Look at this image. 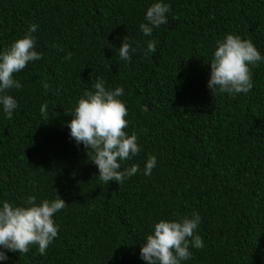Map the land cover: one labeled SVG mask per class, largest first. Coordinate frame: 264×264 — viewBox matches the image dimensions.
<instances>
[{"label": "trees", "instance_id": "16d2710c", "mask_svg": "<svg viewBox=\"0 0 264 264\" xmlns=\"http://www.w3.org/2000/svg\"><path fill=\"white\" fill-rule=\"evenodd\" d=\"M167 23L144 36L153 3ZM36 24L34 50L0 105V207L29 196L66 207L53 216L58 236L40 255L6 252L0 264H146L140 248L155 223L195 212L204 244L181 264H264V62L247 94H211L210 62L226 35L250 40L264 57V0H0V52ZM127 37L131 60L119 57ZM156 51H147L148 41ZM128 110L126 133L140 152L120 162L140 171L105 185L67 123L98 80ZM47 85V87H45ZM47 106L49 120L40 114ZM149 156L156 166L145 176Z\"/></svg>", "mask_w": 264, "mask_h": 264}, {"label": "clouds", "instance_id": "9594fccd", "mask_svg": "<svg viewBox=\"0 0 264 264\" xmlns=\"http://www.w3.org/2000/svg\"><path fill=\"white\" fill-rule=\"evenodd\" d=\"M169 5L163 2L153 3L147 8L145 20L139 25L144 36H151L153 28H159L167 23L166 13ZM37 25H29L23 38L17 39L7 49L0 52V105L8 119L17 108V101L6 92L9 89H19L21 83L15 80L14 74L22 71L29 62L42 59V54L35 51ZM130 51L135 52L128 38L118 49L119 57L130 61ZM156 42H147V51L155 52ZM264 62V57L250 40L238 35L228 34L217 41V47L210 62V78L207 88L211 94L229 95L247 94L253 87L251 68ZM47 87V85H45ZM95 91H86L70 114L72 119L67 123L70 137L77 144H83L91 155L90 162L98 169V178L107 185L110 181L119 184L128 177L137 174L140 169L136 164L121 169V163L132 159L140 152L135 133L127 134L128 121L125 117L128 110L118 99L124 95L122 87L108 90L104 80L94 84ZM41 116L49 120L47 106L40 108ZM156 157L149 156L145 162L143 174L148 176L156 166ZM27 206H13L4 202L0 207V249L19 254H27L30 247L37 246L38 253L45 255L48 246L58 236V227L53 216L66 207L59 196L49 201L42 200L39 204L35 196H29L25 201ZM200 223V217L193 213L191 218L180 217L177 220H160L155 223L152 234L147 235L146 242L140 248V257L146 264H181L191 257L190 247L202 249V238L195 233ZM6 252L0 250V260H7Z\"/></svg>", "mask_w": 264, "mask_h": 264}]
</instances>
